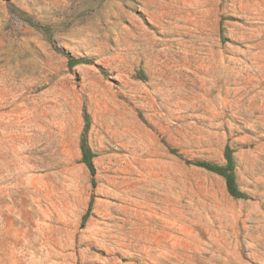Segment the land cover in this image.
Segmentation results:
<instances>
[{"label":"rangeland","instance_id":"374dc122","mask_svg":"<svg viewBox=\"0 0 264 264\" xmlns=\"http://www.w3.org/2000/svg\"><path fill=\"white\" fill-rule=\"evenodd\" d=\"M0 264H264V0H0Z\"/></svg>","mask_w":264,"mask_h":264},{"label":"trees","instance_id":"16d2710c","mask_svg":"<svg viewBox=\"0 0 264 264\" xmlns=\"http://www.w3.org/2000/svg\"><path fill=\"white\" fill-rule=\"evenodd\" d=\"M21 16L23 21H26L31 25L40 28L47 35L48 38H51V31L47 25L34 21L25 13H22ZM64 55L67 57V64L70 67L77 63L84 62L83 59L74 58L69 53H64ZM83 120H84V128L80 138L81 161L86 165V167L90 171V174L93 175L94 166H93L92 158L94 156V153L91 151L86 141V133L89 128L90 119L85 108L83 109ZM170 150L172 152H175L174 148H171ZM223 156H224L223 164H219L207 160H196V161L187 160L186 162L196 166H200L206 170L215 172L220 176H222L224 179L226 191L230 196L234 198H247L248 197L247 194L239 189L236 181V175H235L236 165L233 157V149L227 145L224 149ZM83 218H85V215L83 216Z\"/></svg>","mask_w":264,"mask_h":264}]
</instances>
